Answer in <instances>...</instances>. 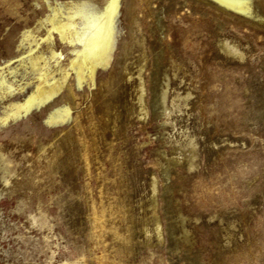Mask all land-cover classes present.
I'll list each match as a JSON object with an SVG mask.
<instances>
[{
  "label": "rangeland",
  "instance_id": "1",
  "mask_svg": "<svg viewBox=\"0 0 264 264\" xmlns=\"http://www.w3.org/2000/svg\"><path fill=\"white\" fill-rule=\"evenodd\" d=\"M0 264H264V0H0Z\"/></svg>",
  "mask_w": 264,
  "mask_h": 264
},
{
  "label": "snow or ice",
  "instance_id": "2",
  "mask_svg": "<svg viewBox=\"0 0 264 264\" xmlns=\"http://www.w3.org/2000/svg\"><path fill=\"white\" fill-rule=\"evenodd\" d=\"M108 2H109V5H111V3H113V0H108ZM91 7H96V6L95 5H91ZM105 15L108 17V21H109V24H110L111 14L106 12Z\"/></svg>",
  "mask_w": 264,
  "mask_h": 264
}]
</instances>
